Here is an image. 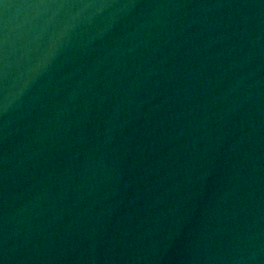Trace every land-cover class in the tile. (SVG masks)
Instances as JSON below:
<instances>
[{
	"label": "water",
	"instance_id": "water-1",
	"mask_svg": "<svg viewBox=\"0 0 264 264\" xmlns=\"http://www.w3.org/2000/svg\"><path fill=\"white\" fill-rule=\"evenodd\" d=\"M0 264H264V0H0Z\"/></svg>",
	"mask_w": 264,
	"mask_h": 264
}]
</instances>
